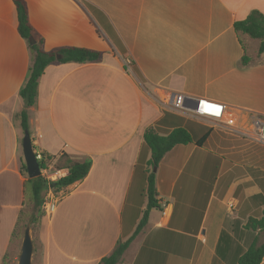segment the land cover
<instances>
[{
	"label": "crops",
	"instance_id": "0c3cea01",
	"mask_svg": "<svg viewBox=\"0 0 264 264\" xmlns=\"http://www.w3.org/2000/svg\"><path fill=\"white\" fill-rule=\"evenodd\" d=\"M24 1L46 52L74 46L102 55L49 64L35 103L25 106L18 91L31 52L12 0H0V264H17L23 237L22 110L53 180L67 173V159L91 161L83 179L58 191L52 215L39 219L38 264H97L133 233L146 207L143 132L171 130L179 118L211 131L203 146L177 144L160 160L158 207L118 264H237L262 239L247 221L264 211V202L250 200L264 198V145L173 111L169 101L183 94L188 105L219 102L242 132L264 116V50L233 27L252 11L264 15V0Z\"/></svg>",
	"mask_w": 264,
	"mask_h": 264
},
{
	"label": "trees",
	"instance_id": "16d2710c",
	"mask_svg": "<svg viewBox=\"0 0 264 264\" xmlns=\"http://www.w3.org/2000/svg\"><path fill=\"white\" fill-rule=\"evenodd\" d=\"M16 12L17 32L22 39L25 40L29 51L31 52V64L27 71L24 84L18 91L19 97L23 100L25 106H31L35 103L37 96V86L39 77L44 69L52 63H91L98 62L102 53L100 51L91 50L82 47H61L55 51L46 52L43 49V40L33 35L32 27L29 24L28 12L24 0H12ZM235 33L240 36L247 35L251 38L259 40V52L264 50V15L252 11L249 15L241 20L236 21L233 25ZM30 39L34 43H30ZM119 50L123 51L120 44H117ZM59 55V58H56ZM249 59L243 55L240 63L247 64ZM20 127L23 131H28V118L25 110L18 115ZM179 124L171 130L160 128L159 126H151L144 130L143 140L150 150V158L146 162V187L144 194L146 197V207L142 211L133 233L124 241L119 240L110 254L102 257L97 264H118L124 251L129 246L134 237L143 229L147 222L149 211L158 207L157 191L155 186V170L163 158V156L177 144L194 143L197 146H203L211 129L208 127L185 121L183 118L178 119ZM45 161H39V167H44ZM91 166L89 159L83 160H66L67 173L55 180H46L39 175L34 178H28L24 161L21 162V171L26 176L24 183V200L21 215L23 214L26 204L32 203L33 210L36 214H31L32 224L38 223L43 216L41 205L44 193L50 188L54 192L59 191L81 179L87 174ZM260 200L264 202L262 194L255 195L250 200ZM20 217V216H19ZM20 219V218H19ZM247 225L252 230L258 229L261 235V242L257 244L258 238H255L248 249L237 258V264H260L264 256V211L261 218L255 219L250 217Z\"/></svg>",
	"mask_w": 264,
	"mask_h": 264
},
{
	"label": "built area",
	"instance_id": "2783aa9c",
	"mask_svg": "<svg viewBox=\"0 0 264 264\" xmlns=\"http://www.w3.org/2000/svg\"><path fill=\"white\" fill-rule=\"evenodd\" d=\"M123 66L126 71L131 72V62L128 59H123ZM193 104H186V96L183 94H175L169 101V109L178 113L197 118V119H210L217 127L224 128L227 132L241 137H246L251 141L264 145V116H254L250 118L249 130L242 132L235 124V120L232 118H226L224 116L225 106L219 102L208 100L205 98L192 99ZM36 159L43 161V155L41 152L34 151ZM40 175L46 180H53L52 173L49 172L46 164L44 167H40ZM61 193L54 192L52 189H48L44 195L41 210L44 216H50L55 211L57 202L61 197Z\"/></svg>",
	"mask_w": 264,
	"mask_h": 264
},
{
	"label": "water",
	"instance_id": "95a60500",
	"mask_svg": "<svg viewBox=\"0 0 264 264\" xmlns=\"http://www.w3.org/2000/svg\"><path fill=\"white\" fill-rule=\"evenodd\" d=\"M30 43L33 44L34 40L30 39ZM56 58H59V55H56ZM21 147H22V157L28 178H34L39 176L41 174L39 163L36 159L33 146L31 143L30 135L27 130L24 131ZM31 224H32V219H29L23 231V237L21 241L17 264H32L34 244L31 235Z\"/></svg>",
	"mask_w": 264,
	"mask_h": 264
},
{
	"label": "rangeland",
	"instance_id": "374dc122",
	"mask_svg": "<svg viewBox=\"0 0 264 264\" xmlns=\"http://www.w3.org/2000/svg\"><path fill=\"white\" fill-rule=\"evenodd\" d=\"M43 195H45V193ZM33 213L36 214V211L33 210L32 203L26 204L24 211H23V214L21 215V218H20V221H21L20 231H24L25 225L29 221L30 215ZM37 229H38L37 223L34 225L31 224V235L33 238L34 252H35V255H34L35 258L33 260L34 264H38V258L36 255L38 253V249H39L38 240H37V236H36Z\"/></svg>",
	"mask_w": 264,
	"mask_h": 264
}]
</instances>
